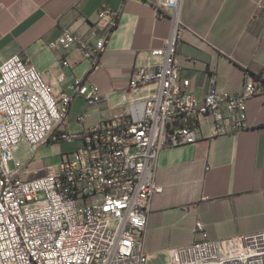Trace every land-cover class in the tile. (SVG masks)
<instances>
[{
    "label": "built area",
    "instance_id": "built-area-1",
    "mask_svg": "<svg viewBox=\"0 0 264 264\" xmlns=\"http://www.w3.org/2000/svg\"><path fill=\"white\" fill-rule=\"evenodd\" d=\"M181 0H166L177 18ZM118 12L104 6L98 22L115 24ZM180 25L152 54L161 62L137 66L130 84L156 88L126 113L99 121L84 132H65L74 95L99 104V85L75 79L73 95L56 94L42 73L22 54L0 64V264H149L146 232L160 151L199 138L201 121L212 117L215 134L248 126L247 99L264 93V83L246 69L240 91L218 90L215 76L203 99L187 78L177 80ZM80 37L64 29L52 42L64 50ZM100 38L85 51L97 65ZM65 66L70 65L67 59ZM85 116L77 117L82 121ZM82 138L84 145L62 153L58 163L28 175L15 161L19 144L37 148L50 140ZM165 264H264V229L226 240L205 239L170 248Z\"/></svg>",
    "mask_w": 264,
    "mask_h": 264
},
{
    "label": "crops",
    "instance_id": "crops-1",
    "mask_svg": "<svg viewBox=\"0 0 264 264\" xmlns=\"http://www.w3.org/2000/svg\"><path fill=\"white\" fill-rule=\"evenodd\" d=\"M104 6L118 12L115 24L97 23ZM176 19L177 80L189 79L198 99L209 91L212 76L218 90L236 94L246 69L264 67V0H181L177 18L166 0H0V64L22 54L56 94L73 95L75 79L99 85L102 102L90 106L84 96L74 95L69 118L59 127L84 132L126 113L133 101L156 88V83L132 86V72L161 62L151 50L165 44ZM64 29L87 47L53 45ZM103 37L106 47L94 65L85 51ZM80 115L85 116L82 121L77 120ZM247 120L242 130L215 134L212 117H206L195 143L160 151L154 178L162 191L152 199L146 240L152 257L155 249L166 248L167 253L195 241L264 229V93L247 99ZM37 148L19 144L16 164L25 170L31 165V173L52 165L34 160ZM166 236L176 240L174 245L163 246Z\"/></svg>",
    "mask_w": 264,
    "mask_h": 264
},
{
    "label": "rangeland",
    "instance_id": "rangeland-1",
    "mask_svg": "<svg viewBox=\"0 0 264 264\" xmlns=\"http://www.w3.org/2000/svg\"><path fill=\"white\" fill-rule=\"evenodd\" d=\"M60 127V126H59ZM59 127L55 132L59 131ZM53 133L51 134L50 138H53ZM84 145V140L82 138H73V139H61L58 141H46L38 146L37 150L33 152L34 160H38V162H42L44 164H56L61 159L62 153L72 152L74 150L79 149ZM31 165L28 169L25 170V173L30 175L31 173ZM43 170V169H42ZM34 172L37 174L41 172ZM149 228H147L146 232V240H148ZM162 243L164 247L169 245H174L176 240L169 238L166 236ZM172 247V246H170ZM166 249V248H165ZM165 249H155L152 254L153 257L151 258L149 264H165L166 263V250Z\"/></svg>",
    "mask_w": 264,
    "mask_h": 264
},
{
    "label": "trees",
    "instance_id": "trees-1",
    "mask_svg": "<svg viewBox=\"0 0 264 264\" xmlns=\"http://www.w3.org/2000/svg\"><path fill=\"white\" fill-rule=\"evenodd\" d=\"M248 70H250L254 74V76H256V78L261 79L264 83V67L258 71L251 70L250 68H248Z\"/></svg>",
    "mask_w": 264,
    "mask_h": 264
}]
</instances>
